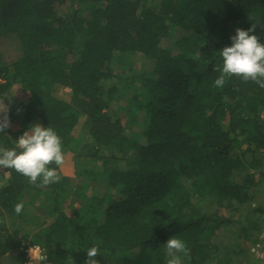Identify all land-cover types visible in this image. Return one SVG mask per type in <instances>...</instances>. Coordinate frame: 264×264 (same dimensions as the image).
I'll use <instances>...</instances> for the list:
<instances>
[{
    "label": "trees",
    "instance_id": "1",
    "mask_svg": "<svg viewBox=\"0 0 264 264\" xmlns=\"http://www.w3.org/2000/svg\"><path fill=\"white\" fill-rule=\"evenodd\" d=\"M253 23L264 43V0H0V99L19 95L0 147L38 123L74 168L50 165L46 187L0 171V264L34 246L39 264L93 246L99 264H166L171 237L182 264H260L264 88L214 87L218 52Z\"/></svg>",
    "mask_w": 264,
    "mask_h": 264
},
{
    "label": "clouds",
    "instance_id": "2",
    "mask_svg": "<svg viewBox=\"0 0 264 264\" xmlns=\"http://www.w3.org/2000/svg\"><path fill=\"white\" fill-rule=\"evenodd\" d=\"M257 25L253 23L248 30L237 28L235 35L230 37L231 46L224 47L218 52L222 65H217L214 69L220 73L214 81V87L222 88L226 79L237 77L245 82L252 81L260 88H264V43L259 42L257 35L251 34L256 31ZM0 103L3 104V101ZM3 107L6 110L0 111L3 113L0 117V134H4L10 127L8 109L4 104ZM64 162L60 137L51 127L45 128L38 123L29 126L28 130L15 141V147H0V171L13 169L33 184H37L39 179L38 187L58 183L60 177L56 169L50 165L54 163L61 166ZM23 209L22 202L14 205L17 215H20ZM165 250L166 264H182L180 254L188 255L189 251L185 243L175 237L168 239ZM98 253V246L89 248L86 251L85 264H99L95 259Z\"/></svg>",
    "mask_w": 264,
    "mask_h": 264
},
{
    "label": "rangeland",
    "instance_id": "3",
    "mask_svg": "<svg viewBox=\"0 0 264 264\" xmlns=\"http://www.w3.org/2000/svg\"><path fill=\"white\" fill-rule=\"evenodd\" d=\"M136 61H134L133 63V66L136 70H142L143 67V62L142 60L139 59V57H136L135 58ZM19 95L18 94H15V93H12V95L4 98V99H0V102L3 101V104L4 106L8 109L7 111V116L9 117L10 115H13L16 113V110L19 106ZM3 104L0 103V111H5L6 109H4L3 107ZM3 116V113H0V117ZM60 173L61 174H64L66 176H70V177H74V168L72 166H67V165H62L60 166V169H59ZM263 195H264V191L262 190H258L256 192V194L254 195L253 197V203L255 205H260V204H264V201H263ZM223 215L226 217V218H230L232 215L231 213H229L228 211H223ZM237 216H234V219L236 218ZM224 229V228H223ZM224 231L221 232V234L219 235L220 238L222 239V237L224 238L225 234L223 233ZM252 255H250L251 257ZM249 257V256H248ZM253 258V257H252Z\"/></svg>",
    "mask_w": 264,
    "mask_h": 264
},
{
    "label": "built area",
    "instance_id": "4",
    "mask_svg": "<svg viewBox=\"0 0 264 264\" xmlns=\"http://www.w3.org/2000/svg\"><path fill=\"white\" fill-rule=\"evenodd\" d=\"M25 254L27 258V264H39L41 263L43 257V250L38 246L29 247L25 250ZM251 255L253 259L260 262V264H264V233L260 235L258 241L251 248Z\"/></svg>",
    "mask_w": 264,
    "mask_h": 264
}]
</instances>
